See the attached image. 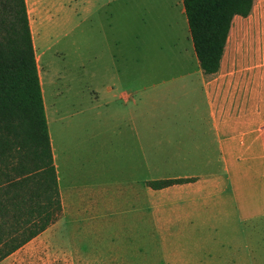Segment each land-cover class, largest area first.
<instances>
[{"label":"crops","instance_id":"obj_1","mask_svg":"<svg viewBox=\"0 0 264 264\" xmlns=\"http://www.w3.org/2000/svg\"><path fill=\"white\" fill-rule=\"evenodd\" d=\"M26 2L63 206L49 229L74 226L70 251L42 233L4 261L250 264L264 221V0L234 18L213 76L201 68L183 0H88L47 50L82 26L83 68L99 83L88 85L92 98L58 88L50 112L36 24L58 16L47 0ZM155 5L177 12L139 22L136 8ZM163 180L190 181L149 186Z\"/></svg>","mask_w":264,"mask_h":264},{"label":"trees","instance_id":"obj_2","mask_svg":"<svg viewBox=\"0 0 264 264\" xmlns=\"http://www.w3.org/2000/svg\"><path fill=\"white\" fill-rule=\"evenodd\" d=\"M201 68L221 67L233 20L255 0H183ZM190 180L150 182L155 190ZM63 217L26 0H0V263Z\"/></svg>","mask_w":264,"mask_h":264},{"label":"rangeland","instance_id":"obj_3","mask_svg":"<svg viewBox=\"0 0 264 264\" xmlns=\"http://www.w3.org/2000/svg\"><path fill=\"white\" fill-rule=\"evenodd\" d=\"M47 1L53 5L54 12L58 18L54 20L48 17L42 20L39 19L38 24H36V36L37 39L40 37L41 40V42L38 40L39 66L44 81L47 108L50 112L57 108L51 105V102L55 100L58 88L69 85L75 89L78 88L85 91L86 98H92L93 89L89 88L88 85H98L99 80L98 78H92L91 75L88 76L83 68L86 59L88 60L87 57L90 56V52L87 50L86 44L82 41V26L72 36L64 38L59 44H55L51 49L47 50L57 38L61 37L69 29L70 18H77L83 13L84 6L88 3V0ZM158 6L155 5L152 8L141 6L136 8V18L139 22L143 19L150 20L151 14H153V20L156 22L163 21L165 23L172 16H175L177 12L176 8L171 6H167V8ZM160 26L163 29L167 28L163 24H160ZM85 108L93 109L94 107L91 103H88ZM93 112L96 113L97 109ZM161 173L162 171L155 170L154 177L156 178ZM113 182L119 183L124 182V180L122 178H107L105 180L106 184ZM73 226L74 224L71 220H62V222L48 229L37 239L48 246L53 245L54 242L58 245V248L67 249L69 247L68 251H70L72 249V243L69 246L70 235L67 234V231ZM259 229L258 235L251 234L250 264H264V221ZM74 235L75 237L82 238V235ZM32 247H34L33 244L30 249ZM12 259L11 264H20L23 260L18 256ZM0 264H9V262L4 261ZM23 264L26 263L24 262Z\"/></svg>","mask_w":264,"mask_h":264}]
</instances>
